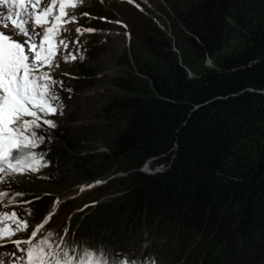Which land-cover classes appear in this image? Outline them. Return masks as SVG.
I'll return each mask as SVG.
<instances>
[{"label": "trees", "instance_id": "1", "mask_svg": "<svg viewBox=\"0 0 264 264\" xmlns=\"http://www.w3.org/2000/svg\"><path fill=\"white\" fill-rule=\"evenodd\" d=\"M166 2L172 37L137 9L141 21L121 22L141 51L98 110L109 150L84 153L81 133L65 135L69 147L59 148L61 161L45 176L61 180L68 165L78 182L111 160L126 163L127 199L96 206L74 199L63 208L83 204L74 209L76 235L92 246L107 240L143 256L156 241V252L178 264H264V0ZM99 8L90 11L117 18ZM88 63L78 83L91 86L101 71ZM148 160L168 168L148 174L141 170ZM50 204L42 201L38 213ZM146 227L154 239L141 247Z\"/></svg>", "mask_w": 264, "mask_h": 264}, {"label": "rangeland", "instance_id": "2", "mask_svg": "<svg viewBox=\"0 0 264 264\" xmlns=\"http://www.w3.org/2000/svg\"><path fill=\"white\" fill-rule=\"evenodd\" d=\"M82 1H89L88 5L93 3L91 6L95 4L97 7H101L99 8L101 12L117 16V18L112 17V20L104 22L106 16L103 14L84 11L82 3H80ZM192 1L194 0H176V4H188ZM74 2L76 4L74 8L69 7L66 9L68 13L70 12L76 17L75 22L72 24L74 30L80 28L83 34L84 30L88 28L85 22L99 23L103 20L104 27L97 29V36L100 39L99 41L103 42L102 46L105 50L101 51V46L92 52L91 57L95 58V60L93 61V58H91L92 61H88L93 64L91 69L98 68V71L101 72L98 76L91 79V86L78 82L71 84L70 82L74 80L72 74L80 78L81 75L72 70L74 64L67 65V62L70 63V61H65L62 57H55L51 67V75L54 79L63 81V88L61 89L57 86V90L60 92L65 107L63 114L48 115L43 118L55 122L57 124L55 128L44 124L43 119L40 121L41 129L39 131L45 135V141L37 151H46V160L51 161V164L48 167L41 168L36 173L16 174L12 179L19 182L18 184L12 183L11 191L23 193V195L16 197L11 203L7 197L4 201H0L6 211H17L18 216L23 217L28 224L26 229L19 231L16 236L11 237V240L26 241L28 238H32L34 230H38V235L52 231L56 240L63 239L65 243H70L74 239L80 241V238L76 235L78 222L75 221V214H77L78 209H74L81 207L83 204H77L71 209L72 211L70 210L71 212L63 211L66 204L74 202V199L84 200L88 198L85 202L90 206H96L102 202L112 204V200L119 196L121 200L127 199L126 193L128 190L125 189V186L129 185L130 175L125 170H121L126 167V163L120 160H111L107 165L98 168L101 170L99 171L100 174H92L93 176L86 177L78 182H73L75 178H73V170L68 165L63 168L65 174L61 180L51 179V177L45 176V173L54 166L55 162L61 161L59 148L69 147V142L66 140L65 135L68 138H75L77 133H81L82 137L85 138L84 150L91 148H97L99 152L109 150V142H104L110 139L105 136L109 129L103 122V115L99 111H103L108 99L114 93L120 91L117 79L123 78L125 73L132 71V67L129 66L130 62H132L131 53L141 51V49L136 48L131 43V39H135V37L121 22L131 21L129 16L132 17L133 22L141 21V17L132 12L137 9L150 19L157 21L158 24L160 23L169 36L172 37L173 35L168 15L173 10L169 7L166 0H74ZM119 5L122 7L119 9L123 10L117 13L115 7L118 8ZM57 10L58 5L55 11ZM89 10L92 11L93 9L89 8ZM90 39L91 37L87 38L86 42L88 43ZM95 47H97V44H95ZM88 62L85 64L87 67L90 65ZM45 70L48 69L45 68ZM76 84L81 87V90L77 89ZM69 88H71L70 92L67 91ZM100 135V139L96 140L94 138ZM95 165L96 162L92 166ZM153 165L154 162L150 160L143 167L144 169H149ZM96 168L97 166L90 172L95 173ZM167 168L166 165H160V167L156 168L155 173H162ZM98 178L110 181L106 184H101L95 180ZM15 185H18L21 189L15 188ZM42 201H49V204H51L43 213L39 214L37 208L41 207ZM87 213L88 211L83 215ZM84 218L85 216H81V221ZM192 230L194 231L193 228ZM142 231L141 247L148 244L149 240L154 239L147 227ZM153 242L154 245L147 251L149 253L153 252L152 248L156 245V241ZM0 243L7 244L9 249L15 247L7 239L0 241ZM23 246L21 245V247ZM112 247L113 244L106 240V245L103 248L113 252ZM228 258H230L229 253ZM159 260H161L159 264H177V256L172 254H161Z\"/></svg>", "mask_w": 264, "mask_h": 264}, {"label": "snow or ice", "instance_id": "3", "mask_svg": "<svg viewBox=\"0 0 264 264\" xmlns=\"http://www.w3.org/2000/svg\"><path fill=\"white\" fill-rule=\"evenodd\" d=\"M75 6L74 0H0V201L7 197L11 203L23 195L11 191L16 174L36 173L51 164L46 151H37L45 141L40 121L63 114L65 105L57 90V86L63 88V81L52 77L51 67L61 49L67 50L70 42L79 43L67 35L72 31L67 25L76 17L66 9ZM78 54L69 53L64 60H76ZM43 123L57 126L48 119ZM27 227L17 211H6L0 204V241L7 239L15 245L9 249L0 243V264H145L92 246L86 239L56 240L52 231L37 238L38 230H34L27 241L11 240Z\"/></svg>", "mask_w": 264, "mask_h": 264}, {"label": "clouds", "instance_id": "4", "mask_svg": "<svg viewBox=\"0 0 264 264\" xmlns=\"http://www.w3.org/2000/svg\"><path fill=\"white\" fill-rule=\"evenodd\" d=\"M80 3H82V9L84 11H89V12H91L89 10V8L94 9V7L96 6L95 4L93 6H91L93 3L90 4V5H88L89 1H84V2L82 1ZM68 14L70 16L73 15L70 12ZM109 20H112V19H109L108 16H106L104 22H107ZM72 24L73 23H70V24L67 25V27H69L70 29H72V31L70 33H68L67 35L69 36L70 41H76L78 39L79 40V43L78 44H75V43H71L70 42L69 43V46H68V49L67 50L61 49L57 53V56L64 58L65 55H68L69 53H74L75 54L78 51L79 54L77 55V59L76 60L69 59L68 61H70V63L67 62V65L68 64H70V65H73L74 64V66H72V70L74 72H76V73L79 74V67H80V65H84L89 60H91V58H93V57H91L92 56V52L96 51L98 48H100L103 45V42L102 41H100L99 43L98 42H95V38L98 37L97 36V34H98L97 29H102L104 27V23L102 24V26H93L92 23H86L85 22L86 26L88 27L87 29H94L95 31H92V32L85 31V32H83V34H82V32L79 33V34H77L75 32V30L72 28ZM90 37H91V39L87 43L86 40H87V38H90ZM95 44H97V47H95ZM174 49L177 50L175 47H174ZM100 50L102 51V49H100ZM80 55H83V57H84L83 60L80 59ZM211 64H212V62H211ZM190 74L192 75V72L191 71H190ZM72 77H73L74 80L72 82H70L71 84L79 81V78H80L79 76L72 74ZM84 153H87V150L86 149L84 150ZM151 161H153V160H151ZM149 162H150V160L146 161L144 163V165L146 163H149ZM143 166H142L141 170L144 171V172H146V173H148V174H151V173L155 174L156 168L157 167H160V165H158V166L157 165L156 166L154 165V166H151L149 169H144ZM163 166H164V164H163ZM107 181L102 179L100 182H101V184L102 183H105L106 184ZM13 184H18V182L14 181ZM15 188L21 189L20 187H18V185H15ZM77 229H78V227H77ZM100 247H104V246L103 245H100ZM152 249H153V252L152 253L147 252L143 256H136V255H134L133 250L131 251V250H121V249H118V250H114L113 252H118V253L126 254L129 258H132V257L138 258L139 260L145 261V264H159V262L161 261V260H159V257L161 256V254L158 253V252H156L155 246ZM177 264H178V262H177Z\"/></svg>", "mask_w": 264, "mask_h": 264}, {"label": "built area", "instance_id": "5", "mask_svg": "<svg viewBox=\"0 0 264 264\" xmlns=\"http://www.w3.org/2000/svg\"><path fill=\"white\" fill-rule=\"evenodd\" d=\"M207 62H208V64H211V60L210 59H208Z\"/></svg>", "mask_w": 264, "mask_h": 264}, {"label": "bare ground", "instance_id": "6", "mask_svg": "<svg viewBox=\"0 0 264 264\" xmlns=\"http://www.w3.org/2000/svg\"><path fill=\"white\" fill-rule=\"evenodd\" d=\"M9 248V247H8Z\"/></svg>", "mask_w": 264, "mask_h": 264}]
</instances>
